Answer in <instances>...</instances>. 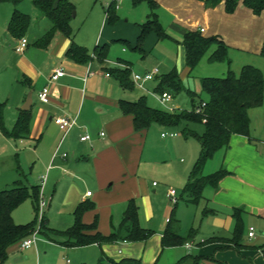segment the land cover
Listing matches in <instances>:
<instances>
[{"label":"crops","instance_id":"0c3cea01","mask_svg":"<svg viewBox=\"0 0 264 264\" xmlns=\"http://www.w3.org/2000/svg\"><path fill=\"white\" fill-rule=\"evenodd\" d=\"M155 1L158 4V1ZM124 2L125 0L118 2L117 9ZM112 3L113 0L108 4V8ZM160 4L162 5L161 1ZM15 7V10H18V5ZM156 9L158 20L163 19L162 13L158 14ZM164 9L177 22L167 26L162 22L167 35L164 40L171 51L185 56H182L185 58L182 72L178 71V74L187 89L190 87L185 83L192 74L186 63L183 40L188 31H200L205 37L216 36L229 47V62H222L225 67L216 65L207 69L208 73H212L208 77H218L217 73L225 76L229 71L237 74L246 65L260 69L264 75V56L261 54L264 46V12L256 15L240 2L236 10L229 13L224 2L216 7H206L203 2L197 0H175ZM35 11L36 20L30 17L31 26L26 35L27 48L19 52L16 47V51L22 54L17 67L8 75L11 68L8 61L0 62V103L5 104L6 121H9L12 129L23 110L28 94L32 93L30 133L23 139L33 143L37 163L47 167L44 174L47 176L45 184L50 188H67L70 193L71 211H76L82 202L94 203L95 210L85 214L84 222L92 223L95 216H98V229L103 235H109L106 232L107 223L115 220L114 208L117 205L126 203L128 206L129 201L142 197L143 210L147 217V222L145 226L142 224V227L154 232L151 238L143 242L119 241L113 245H89L100 248L102 256L99 258V264H113L112 259L116 262L134 260L141 264H178L187 256L202 257L200 264H264L261 248L264 246V229L263 236L257 237L256 242H248L244 236L242 248L236 247L232 241L237 210L243 211L241 217L245 233L250 219L258 218L264 222V102L260 107L249 110L250 135H232L228 148L209 159L203 171L204 176L216 174L222 169L227 173L218 182L207 183L197 204H190L187 202L189 195L183 194L182 191L189 182L193 167L200 156L199 141L193 137H180L179 130L170 128L177 130V136L164 137L162 133L159 144L151 148L149 131L153 124L146 131L135 130L132 117L122 112L120 102L137 100L128 95V91L115 77L107 76L110 69L125 68L127 64L131 67L133 75V62L111 58L110 51L107 60L100 62L93 54L94 50L87 48L92 60L87 64L76 63L66 56L72 40L62 33H57L46 49L33 45L30 47L49 27L47 18L42 16L36 7ZM75 15L76 11L73 17ZM141 25H138L136 31L137 39ZM7 36L19 45L20 40L11 37L8 28ZM108 42L104 41V45L110 48ZM96 43L102 42L98 39ZM77 45L84 47L83 43ZM212 49L215 50L216 47L213 46L207 53L209 63H212L209 60L210 53L214 52ZM134 51L140 52L135 49ZM57 68H63L66 75L51 83L50 76ZM154 69L159 70L155 79L156 85L160 76L175 70L169 68L162 74L159 67ZM47 85L50 86L51 101L49 104H43L38 95ZM144 92L151 94L158 101L155 90L145 88ZM187 96L192 109L191 99ZM173 97L172 105L176 110L182 109L178 104L179 97ZM63 116L77 119L76 125L66 135L55 123L57 117ZM101 133L105 135L102 137ZM84 135H89L90 141L82 142L81 137ZM57 150L59 155L53 158ZM63 153H66L67 157H63ZM217 158L214 168L216 170L205 174L209 162ZM20 169L19 177L26 178L29 182L21 166ZM152 173L158 174L163 180L160 192L155 188L159 186L155 185L156 182L152 183L151 188L148 184L147 177L150 178ZM40 185L39 179L34 185L30 184V187ZM91 186H95L94 192L90 190ZM169 188L178 192L179 199L176 204H172L168 199ZM88 192H92L90 197L87 196ZM150 193L155 196L160 194L159 197L165 199V203L158 206ZM166 200L169 201L168 204ZM123 214L112 231L119 227ZM46 218L51 228L49 218ZM174 221H177V230L182 237L189 229L194 230L193 237L185 245L163 247L165 231ZM48 241L63 247L64 250L83 248L65 246L49 239ZM37 244L33 248H37ZM245 254L247 258L244 257Z\"/></svg>","mask_w":264,"mask_h":264},{"label":"trees","instance_id":"16d2710c","mask_svg":"<svg viewBox=\"0 0 264 264\" xmlns=\"http://www.w3.org/2000/svg\"><path fill=\"white\" fill-rule=\"evenodd\" d=\"M8 1V0H0ZM18 5L21 0H9ZM203 2L206 7H216L222 2L225 3L229 13L236 10L240 2L248 7L256 15L264 12V0H197ZM146 2L151 13L147 21L142 24L140 35L135 47L136 51H143V45L151 33H156L161 39L167 37L162 24L155 13L157 3L155 0H134L138 5ZM36 9L42 16L50 22L49 27L36 39L32 45L46 49L50 46L55 35L62 33L71 38L72 45L68 49L66 56L68 59L87 64L92 60L90 51L87 48L75 44L71 21L75 13V5L71 0H36ZM116 6L111 4L107 9L108 20L114 23L118 16ZM31 26V18L18 10L13 15L8 24V33L11 37L21 40L26 38ZM186 49V63L192 74L209 50L215 46L216 49L210 55V62L228 61L229 47L216 36L205 37L200 31H188L183 40ZM110 48L108 45L97 46L94 55L100 62L107 60ZM264 56V46L261 52ZM110 75L115 77L124 89H133L132 70L129 64L125 68L110 69ZM202 92L206 98L201 99L199 94L187 89L178 72L171 71L159 77L155 92L162 94L169 92L177 96L182 92H187L191 99L192 109L177 112H168L151 107L146 97H141L137 101L122 100L120 107L125 115L131 116L137 132H143L150 128L152 124H159L166 128H175L185 137L197 139L201 145L200 156L197 159L190 180L183 189V194H188L190 204H197L204 186L207 183H216L227 172L222 169L216 174L204 176L203 171L206 163L217 152L228 148L230 139L234 134L244 136L250 135L249 110L260 107L264 102V75L260 69L246 65L237 75L229 71L223 78L205 77L201 79ZM201 100L197 103L196 99ZM205 103L206 107L201 113H196L198 105ZM5 104L0 103V126L8 138L23 139L30 133L31 111L20 112L19 117L11 131L4 129ZM198 127H202L199 131ZM18 171L21 172L20 167ZM39 186H24L21 180L16 181L11 189L0 191V264H4L10 252L18 247L20 243L32 235L35 221L28 224H16L13 218L14 211L19 208L29 198L33 199L36 216L39 211ZM95 210V204L86 201L78 205L74 216L75 224L70 229L59 232L48 226V219L43 216L41 220V234L50 241L60 243L69 247H85L93 244H109L112 242H143L147 241L154 234L153 231L145 229L140 224V209L135 199L129 201L128 207L122 216L119 227L109 235H103L99 227V218L95 216L92 223H85L86 213ZM242 210L235 213L236 226L232 241L236 247H243L244 225L241 217ZM170 221V220H169ZM192 229L187 238L182 237L177 230V221L169 224L162 239L163 247H176L185 245L193 237ZM262 254L264 256V246ZM200 256H187L178 264H200ZM113 264H141L134 260H124Z\"/></svg>","mask_w":264,"mask_h":264},{"label":"rangeland","instance_id":"374dc122","mask_svg":"<svg viewBox=\"0 0 264 264\" xmlns=\"http://www.w3.org/2000/svg\"><path fill=\"white\" fill-rule=\"evenodd\" d=\"M35 1L36 0H21L17 8L19 11L29 15L33 20H36V11L34 7ZM71 1L74 3L76 11V15L73 17L71 23V28L73 37L75 34L74 38L77 44L83 43L84 45L82 46L93 51L97 46H103L105 44L104 41H109L111 58L131 60L133 62V74H143L146 70H151L157 67L160 68L162 74H164L169 68H174L177 72L179 71V73L182 72V64L185 59L183 58L185 57L184 54H177L176 52L171 51L167 46L168 43L164 39H161L156 33H151L145 41L143 45L144 54L142 52L134 51L137 42L136 31L138 25H141L150 13V8L146 2L135 5L134 0H125L120 8L116 10L118 19L114 23H110L107 19V9L111 0ZM157 1L156 12L158 14L159 12L162 13L163 19L159 18V22L163 27L164 24L165 26L172 23L177 24L168 11L164 9L166 6L171 5L175 0H160L162 5L159 0ZM15 6L16 5L9 0L0 2V62L5 63L8 61L9 68L11 66L8 70V75L11 74L13 68L17 67L16 64L18 59L22 55L16 51L17 44L13 43L7 36L8 24L12 13L16 8ZM98 39L102 42L101 44L96 43V40ZM30 47H33L32 44ZM123 50L126 51L124 52ZM211 54L212 53H210V55ZM207 55L201 61V65H198L197 69L185 83L191 90L198 92L201 99L207 97L206 94L202 92L201 78L211 76L210 74L212 73H208V70L214 68L216 65V67H225V64L222 62L209 63ZM217 74H219L217 75L218 77L213 78H223L224 76L222 73ZM144 86L150 91H154L157 87L155 80L147 82ZM127 91L128 95L133 99L139 100L141 97H146V101L150 106L159 110L167 111V109H165L159 101L153 98L151 94L144 92V90L137 85H135L133 89H127ZM187 95V92H182L177 95V97H179L178 104L182 109L175 110V112L191 110V104ZM200 98L197 99V103L201 100ZM198 128L201 132L202 127ZM4 129L7 131L12 130L11 124L9 121L7 122L6 119L4 121ZM171 131L176 132L177 130L166 128L159 124H153L149 131L150 145L152 142L151 148H154L159 144L160 139H162V133H172ZM179 135L181 137L182 134L179 133ZM33 149V143L27 139L21 140L6 137L3 128L0 126V191L13 188L14 183L19 179L23 182L24 186L28 187H30V184L34 185L36 181L39 182L40 177L45 174L47 167H42L37 163ZM217 161L218 158L209 162L205 174H210L216 170L214 168ZM20 166L27 175L29 182L26 178L21 179L19 177L18 168ZM147 178L150 188L153 187L152 183L156 182L159 186L155 188L160 192L163 187V180L159 178L158 174L152 173L150 178ZM90 190L94 192L96 190L95 186H91ZM150 196L156 199L158 206L165 203V199L159 197L160 194L155 196L153 193H150ZM41 198L47 203V206L42 209V214L38 211V216H36L33 199L29 198L15 210L13 216L16 224H28L35 221L33 232L38 231L40 233L37 248L32 247V249L21 250L20 246H18L10 252L8 259L4 264H99V258H101L102 252L98 246H86L83 248L64 250L63 247L49 242L47 237L41 234L40 224L43 214L49 218L51 228L56 231L63 232L74 226L75 211L70 210V193L67 188L64 186L50 188L46 183L43 186ZM41 198L39 196L40 200ZM136 201L140 207L141 226H145L147 217L143 210L144 200L142 197H139ZM166 202V204H168L169 201L166 200ZM127 207L126 203L124 205L121 203L114 208L116 217L114 221H109L107 223L108 227L106 232L108 234L112 232L113 226L119 223V218ZM115 227H117V225ZM246 228V233L244 234L246 240L248 242H256L257 237L260 238L263 236L262 230L264 229V222L262 219L258 218L250 219L249 222H247ZM250 228L254 229L252 237L249 236ZM190 231L191 229H189L187 231L188 233L183 237L187 238ZM114 243L116 242L109 243V245H113ZM245 255L246 256H243L247 258V254ZM68 261L70 263H68ZM112 262L120 263L113 259Z\"/></svg>","mask_w":264,"mask_h":264},{"label":"built area","instance_id":"2783aa9c","mask_svg":"<svg viewBox=\"0 0 264 264\" xmlns=\"http://www.w3.org/2000/svg\"><path fill=\"white\" fill-rule=\"evenodd\" d=\"M122 0H113V3L116 8H118V2H121ZM117 3V4H116ZM203 31V30H202ZM28 46V40L26 38H23L19 41V45L17 46V51L19 52H23ZM66 75V71L63 68H57L54 70V72L51 74L49 81L51 83H54L56 81H58L59 79H61L62 77H64ZM159 75V70L158 69H154L150 72L147 73H143V74H133L132 75V81L134 83V85H137L138 87H140L141 89L145 90V84L149 81L155 80L157 78V76ZM107 76L110 77V73H107ZM39 100L41 103L43 104H49L51 101V90H50V86L47 85L45 86L40 92H39ZM156 97L158 99V101L162 104V106L167 109L168 112H175L176 107H174V105H172L173 102V95L169 92H164L162 94H156ZM206 107L205 103H202L200 105H198L195 109L196 113H201V111ZM55 123L56 125L59 126V128L61 129L62 132H64V135H66L77 123V119L76 117H71V116H63V117H57L55 119ZM105 134L101 133V136L103 137ZM163 136H171V137H175L177 136L176 132H172V133H164ZM81 141L82 142H88L90 141V136L89 135H84L81 137ZM59 155V151L57 150L54 153V157L56 158ZM63 157H67L66 153L62 154ZM47 176L43 175L40 177V181H41V185H40V190L42 192L43 186L46 182ZM156 185V183H155ZM41 192H40V198H41ZM92 195V192H88L87 196L90 197ZM168 199L170 200V202L172 204H176L179 197H178V192L176 189L171 188L168 191ZM40 200V199H39ZM47 206V203L44 201V199L41 198V200L39 201V213L42 214V209L45 208ZM44 214L41 217V220L43 218ZM254 233V229L250 228L249 231V236L252 237ZM39 236L40 233L38 231H35L32 233L31 236H29L28 238L24 239L21 243H20V249H30L33 246L36 245V243L39 240Z\"/></svg>","mask_w":264,"mask_h":264},{"label":"water","instance_id":"95a60500","mask_svg":"<svg viewBox=\"0 0 264 264\" xmlns=\"http://www.w3.org/2000/svg\"><path fill=\"white\" fill-rule=\"evenodd\" d=\"M32 101H33L32 93H29L28 97H27V100H26L25 104L23 105L22 109L24 111H29L31 109V107H32Z\"/></svg>","mask_w":264,"mask_h":264}]
</instances>
